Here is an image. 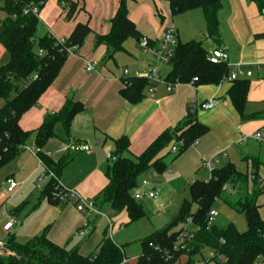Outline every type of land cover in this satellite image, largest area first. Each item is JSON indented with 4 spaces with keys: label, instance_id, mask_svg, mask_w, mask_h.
Listing matches in <instances>:
<instances>
[{
    "label": "crops",
    "instance_id": "crops-1",
    "mask_svg": "<svg viewBox=\"0 0 264 264\" xmlns=\"http://www.w3.org/2000/svg\"><path fill=\"white\" fill-rule=\"evenodd\" d=\"M71 1L82 11L74 18L68 19L64 5L53 0L52 6L55 5L59 10L56 9L57 17L51 25L45 21L52 15V6L49 10L44 8L46 4L43 6L38 18L47 25L44 34L48 33L56 40L63 41L70 36L77 23L86 24L90 32L74 55L67 57L58 76L35 106L20 118V128L30 132L29 139L31 137L32 139L15 161L7 166L14 165V168L13 171L10 168L12 173L6 175L5 182L7 179L14 180L17 184L16 190L43 175V167L34 150V132L46 115L59 111L66 99L80 102L83 111L73 119L68 136L61 125H55L53 130L55 138L45 145L42 152L54 162L66 161L59 178V183L65 190L73 191L83 199L92 201L107 183L105 174L110 162L106 156L114 151V140L121 137L128 139L129 147L123 154L124 157L139 156L161 133L172 130L193 113L195 119L207 128L208 133L194 146L172 160L169 166L166 164L165 172H168V175L165 177L168 179L175 175L177 181H185L189 188L190 183L200 180L198 176L203 170L209 171L208 178L203 180L206 182L212 169L222 167L226 163L232 164L241 174L250 176L253 172L251 158H258L262 165L257 171L258 177L254 176L252 180L257 178L256 185L263 188L257 198V207L259 217L264 221V143L241 142L243 136L264 128V70H258L256 67L264 64V37L255 38L257 35L264 36V0L263 13L250 0H221L217 13L219 42H212L206 34L204 44L199 42L208 54L216 49L224 51L228 56L226 65L229 72L236 71L238 65L240 71L251 73V76L245 79L249 81V91L243 114L252 119L246 120L241 118L227 96L232 86L231 82H223L218 86L177 85L168 93L163 82L169 70L158 64L151 54L143 53L139 42L131 39L132 42L128 43V39L123 45V50L111 57L107 56L104 46L97 47L95 37L109 32L110 21L117 10L118 0ZM127 11L141 39L158 43L163 30L174 28L177 42L180 43L179 36L189 40L190 31L179 35L177 18L171 16L165 3L133 0L127 2ZM179 17L190 23L202 21L204 26L200 10L188 11ZM60 18H64V23ZM4 19L5 14L0 10V24ZM8 62L9 54L0 45V68ZM87 65L92 66L89 72L86 71ZM150 69L157 71V82L152 84L154 92L148 93L146 90L144 98L136 105L123 100L120 96L124 83L123 73L127 72L128 76L137 73L141 78H145ZM208 100L215 101V107L208 111L202 110L200 106ZM255 116L257 118H253ZM74 143L84 144L90 151L78 152L73 147ZM149 183L147 189L153 192L154 197L145 199L158 201L156 190L151 182ZM251 188L252 184L249 183V191ZM12 193L6 194L5 191V197ZM223 209L225 210L221 213L235 228L236 220L244 215L236 213L226 205ZM106 213H109L107 209ZM11 217L14 218L16 225L10 233H5L3 226ZM91 218L92 215L79 213L72 203H65L63 206L50 205L41 198L39 191L38 201L21 219L16 213H9L0 208V244H4L7 235H13L19 244L44 235L59 247L71 249L78 246L79 252L85 255L82 246L76 244L77 240L74 239L78 237L77 232L86 231L91 224ZM126 223L125 213L115 215L114 221L110 224V236L107 235L113 240L114 233L128 230L129 227H125ZM246 229L247 227L236 230L243 234ZM22 240L24 241L21 242ZM95 250L96 247L92 252ZM137 252L138 250L136 254ZM129 261L136 264L137 255L135 258L126 259L123 264ZM186 263L185 257L176 262Z\"/></svg>",
    "mask_w": 264,
    "mask_h": 264
},
{
    "label": "trees",
    "instance_id": "trees-1",
    "mask_svg": "<svg viewBox=\"0 0 264 264\" xmlns=\"http://www.w3.org/2000/svg\"><path fill=\"white\" fill-rule=\"evenodd\" d=\"M47 1H0V10L5 14V19L0 24V45L9 54L8 64L0 68V98L4 100V105L0 109V170L15 161L26 149L31 133L20 128V118L35 106L41 95L54 82L67 59V50L79 49L90 32L86 24L77 23L70 36L62 42L48 33L35 40L38 15H33L30 10L36 7L39 14ZM56 1L64 5L68 19L74 18L82 11L71 0ZM129 1L133 0H118L117 10L110 21L109 32L95 37V45L104 46L107 56L111 57L114 53L122 51L128 39L137 42L141 39L128 16ZM152 1L167 4L172 17L200 10L206 37L214 43L219 42L217 13L221 0ZM250 1L262 10L263 0ZM24 10H29L28 14L24 15ZM262 37L264 36H255ZM147 41L151 48H156L159 44V41L158 43L148 39ZM208 56L199 42H177L167 65L169 72L164 83L173 86L191 84L199 87L218 86L226 82L230 73L227 65L224 63L213 65L209 62ZM193 79L196 81L192 82ZM231 83L232 86L227 92L231 104L243 120L252 119L243 114L249 81L239 79ZM149 86L146 78L131 77L123 85L120 96L129 104L136 105L142 101ZM82 111L83 106L80 102L66 99L59 111L46 115L34 132L35 154L43 167V175L49 178L48 183L41 188L40 196L50 205L63 206L66 203H61L55 198L57 194L67 192L59 183L66 161L54 162L43 154L42 149L55 138L53 131L55 125H61L68 136L73 119ZM207 133V128L190 113L175 128L161 133L139 156L124 157L123 154L129 147L128 139L121 137L114 140V151L111 156L115 161L108 165L105 174L107 183L93 200L94 203L97 199H102L109 212L115 215L125 213L126 228L143 220L144 210L139 201L132 198L138 178L150 170L155 175L164 173L167 170L164 161L171 154L172 147H176V153L181 155ZM251 164L253 172L250 176L241 174L232 164L226 163L222 167L212 169L208 181L195 180L190 183L189 199L183 201L173 221L139 242L136 264H176L181 257L186 258V264H191L194 258L203 259L202 253L205 250L214 254V259L209 261L215 264H220L216 262L218 256L223 257L221 264L263 262L264 221L259 217L257 207V198L263 188L256 185L257 178L252 180V177H258L257 171L262 163L258 158H251ZM249 183L252 184L250 191ZM227 188L231 189L229 195L225 194ZM218 200H223L233 211L244 215L247 227L245 233L239 234L232 225L224 229L213 225L209 231H205L207 214ZM191 205L196 207L193 214H190ZM188 218L193 224V237L184 243L183 250H174L177 238ZM177 227L179 229L173 231ZM79 249L78 246L71 249L59 247L44 235L33 237L24 244H19L13 235H7L0 248V264H123L126 260L123 247L113 242L106 231L94 252L82 255Z\"/></svg>",
    "mask_w": 264,
    "mask_h": 264
},
{
    "label": "rangeland",
    "instance_id": "rangeland-1",
    "mask_svg": "<svg viewBox=\"0 0 264 264\" xmlns=\"http://www.w3.org/2000/svg\"><path fill=\"white\" fill-rule=\"evenodd\" d=\"M52 4H53V0H49L44 6V8H46V10H49ZM56 9L59 10L58 8H56L55 5L52 6V15L49 17L48 21H45L46 23L51 25L53 21L56 19L57 17ZM174 18H177L176 25L179 35L182 32L186 33L187 31H190L189 33L190 36L188 38L189 40H185L187 38H183L182 36H179L180 43H184L185 41L190 42L193 40L195 42H201L204 44L206 39L204 36L205 33H204V26L202 21L200 23L198 21L194 23H190L187 20L181 19L179 15L175 16ZM60 20L62 23H64L63 21L64 18L62 19L60 18ZM45 22H43L41 18L40 19L38 18L36 30L34 33L35 40L44 35L45 28L47 27ZM130 42H132L131 39L128 40V43ZM161 66H163V68H165L166 70H169L168 66L166 65H161ZM3 105H4V100L0 98V109L3 107ZM30 139H32V137ZM30 139L27 141L26 146L31 142ZM179 156H180L179 153H171L165 159L164 162L169 166L171 164V161L175 160ZM215 167L218 166L216 165ZM10 168L11 171H13L14 165H11L10 167L2 168L0 170V208L4 209L6 212L9 213H13V214L16 213V215H18V217L20 216L21 219V217L26 215L30 211L31 207L38 201L39 191H40L39 188L44 187L48 183L49 178L45 176L42 177L40 176V178H38L37 180L35 179L34 182H28L22 188L16 189L11 195L5 197V191H6L5 177L8 173H12L10 171ZM153 174L154 172L150 170L146 172L144 175L140 176L137 181L136 189L140 188V183L143 180L151 182V184L156 190L155 191L156 194L158 195V201L142 198L139 201V204L144 210L145 218L139 221L138 223L130 226L127 231L117 232L116 234L114 233L113 234L114 237H112L117 245L123 247V254L126 259L135 258V256L137 255L136 251L138 250L139 242L145 236L149 235L151 232L161 230L170 222H172L173 219L177 216L183 201L189 199V188L185 181L183 180L177 181L176 179L177 176L175 175L168 177L167 179V177L165 176L168 175V172H164L162 174H156L155 178H152ZM208 175H209V171L203 170L198 177L201 181H203L208 178ZM166 179L168 180L167 183H166ZM230 192L231 189H228L225 194L229 195ZM224 205L225 204L223 200H218L215 202L213 207V209H215L218 214V218L216 217L215 219L217 222L216 227L220 229H224L228 225H230L229 220L226 218L224 214L221 213V211L225 210L223 209ZM95 207L101 213V215H92V218L90 220L91 224L88 225L86 229L87 234H89L88 237H86L85 239H79L78 237H75L74 239V241L77 240L76 244L82 246V252L86 253L85 255L92 253L93 249L96 247L98 243V240L100 239V236L105 230H107L108 232L107 234L110 236V224L111 222L114 221L115 214L112 212L106 213L107 208L104 205L102 199L96 200ZM195 210L196 207L194 205H191L190 214H193ZM117 216H119V214ZM235 223L238 229H242L246 227L243 216H240ZM178 229L179 228L177 227L173 231H176ZM23 241L24 240H22L21 242ZM209 253L210 252H208V250L203 251L202 253L203 259L200 257L194 258L191 264H215V262L212 261L205 262V260L209 258ZM127 264H134V263L133 261H129Z\"/></svg>",
    "mask_w": 264,
    "mask_h": 264
},
{
    "label": "built area",
    "instance_id": "built-area-1",
    "mask_svg": "<svg viewBox=\"0 0 264 264\" xmlns=\"http://www.w3.org/2000/svg\"><path fill=\"white\" fill-rule=\"evenodd\" d=\"M29 10H24L23 14L26 15L28 14ZM30 12L33 15H38V9L36 7H32ZM261 13H263V10H261ZM62 42V41H61ZM177 45V39H176V32L174 28H166L163 30L161 38L159 40V44L156 48H151L149 46V43L147 39H141L139 41V47L143 53H149L153 57V59L160 65H168L169 60L171 59L174 49ZM75 48H71L67 50V57L74 55ZM208 60L211 64L217 65V64H227L228 61V56L227 54L222 51L221 49H216L213 50L209 56ZM258 70H264V64L261 65H256ZM92 70L91 65H87L86 71L89 72ZM251 76L250 72H242L239 70V66H236V71L230 72L229 76L226 78V82H233L239 79H246ZM131 77L139 78L140 76L137 73H134L132 76H128L127 72L123 73V85L127 83V80ZM149 83L150 86L147 88L148 93L154 92V87L152 84L154 82H157V71L155 69H150L148 71V74L145 77ZM196 79H193L192 82H195ZM163 84L166 86V91L168 93H171L173 91L174 86L173 85H167L166 83L163 82ZM215 107V101L213 100H208L207 102L203 103L200 108L202 110H211ZM194 109L192 110V112ZM247 141H252L255 143H264V128L251 134L248 136H243L241 138V142H247ZM73 147L75 148L76 151L78 152H89L90 148L84 144H73ZM177 149L176 147L171 148V153H176ZM106 159L108 162L112 163L115 161V158L111 156V154H108L106 156ZM41 165V164H40ZM44 176V175H42ZM41 176V177H42ZM156 175L153 174V177ZM6 194L12 193L15 188L17 187V184L14 180L12 179H7L6 182ZM150 183L148 181L143 180L140 183V188L135 189L132 193V198L135 201H140L142 198H153L154 194L151 190L147 189L149 187ZM56 199H58L59 202H66V203H72L75 207V209L87 216L91 215H101V213L96 209L95 203L92 200H85L82 197H80L78 194H76L73 191H67L65 193L57 194L55 196ZM217 212L215 209H211L206 217L205 221V231H209V229L215 225V219L217 217ZM16 222L14 218H9L7 223L3 226V231L5 233H10L13 228L15 227ZM111 229V227H110ZM193 224L190 218L186 219L185 224L183 226L182 231L180 232L178 238H177V244L174 247V250H183L184 249V243L188 242L190 239L193 237ZM78 237L84 238L87 235V232L85 230L79 231L76 233ZM0 248H2V245L0 244ZM214 254L209 253V258L205 260V262H210L209 260L214 259ZM170 258V257H168ZM218 263L221 264L223 261V257L218 256L217 258ZM258 264H264L263 262H260Z\"/></svg>",
    "mask_w": 264,
    "mask_h": 264
},
{
    "label": "water",
    "instance_id": "water-1",
    "mask_svg": "<svg viewBox=\"0 0 264 264\" xmlns=\"http://www.w3.org/2000/svg\"><path fill=\"white\" fill-rule=\"evenodd\" d=\"M107 212H109V209H107Z\"/></svg>",
    "mask_w": 264,
    "mask_h": 264
}]
</instances>
